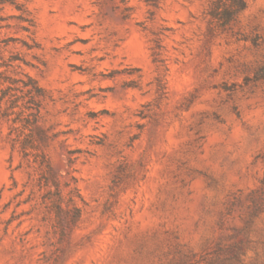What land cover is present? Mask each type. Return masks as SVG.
Masks as SVG:
<instances>
[{
    "label": "rangeland",
    "instance_id": "1",
    "mask_svg": "<svg viewBox=\"0 0 264 264\" xmlns=\"http://www.w3.org/2000/svg\"><path fill=\"white\" fill-rule=\"evenodd\" d=\"M0 0V264H264V0Z\"/></svg>",
    "mask_w": 264,
    "mask_h": 264
},
{
    "label": "trees",
    "instance_id": "2",
    "mask_svg": "<svg viewBox=\"0 0 264 264\" xmlns=\"http://www.w3.org/2000/svg\"><path fill=\"white\" fill-rule=\"evenodd\" d=\"M247 6V0H231L230 6L229 8L225 9L224 12L220 13L217 12L219 9V6L216 7V9L214 10V12H212L213 16L215 17H228L231 18L235 13H237L238 11L244 9Z\"/></svg>",
    "mask_w": 264,
    "mask_h": 264
}]
</instances>
